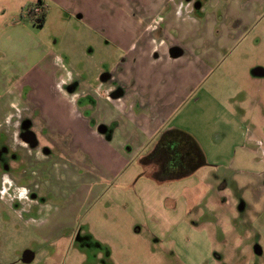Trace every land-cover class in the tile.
Instances as JSON below:
<instances>
[{"label":"rangeland","instance_id":"1","mask_svg":"<svg viewBox=\"0 0 264 264\" xmlns=\"http://www.w3.org/2000/svg\"><path fill=\"white\" fill-rule=\"evenodd\" d=\"M189 1L179 20L167 10L158 11L143 31L131 30L136 39L129 56L113 43L106 31L110 26L101 25L109 0H101L99 27L78 14L63 13L62 19L54 6L43 28L29 25L30 45L14 59L18 72L6 84L4 112L37 122L38 154H31V170L45 198L32 214L21 217L0 203V264H264V76L256 73H264V3L218 0L209 6V0ZM192 1L206 10L201 12ZM131 15L137 18V9ZM155 21V29L147 33ZM145 41L154 53L165 44L189 54L175 63L170 57L156 62L157 56L143 57ZM32 59L39 67L36 72L51 71L50 93H42L30 72ZM63 79L68 82L65 90L84 92L78 107L85 108L84 118L93 126L99 120L147 118L149 108L139 103L128 107L136 96L148 105L156 98L168 102L161 129L192 137L205 165L186 177L156 182L149 177L153 168L141 164L147 154L135 155L122 169L112 167L104 155L92 157L77 139L45 137L39 121L43 111L35 105H63ZM101 80L122 90L120 100L112 98L110 105L92 100L88 89ZM56 82L61 86L55 87ZM8 102L14 103L13 109H7ZM97 104L107 107L87 109ZM52 112L63 120V108ZM132 164L137 174L127 184L131 172L125 171ZM112 170L108 181L105 176ZM145 183L144 197H138L136 190ZM22 192L26 211L32 203ZM0 198L11 202L6 194ZM151 210L159 226L148 216Z\"/></svg>","mask_w":264,"mask_h":264},{"label":"crops","instance_id":"2","mask_svg":"<svg viewBox=\"0 0 264 264\" xmlns=\"http://www.w3.org/2000/svg\"><path fill=\"white\" fill-rule=\"evenodd\" d=\"M39 0H0V125L5 128L8 136H9V144L12 148L25 150L26 145L25 142L18 138L17 133V124H19L20 119L23 117L16 116L11 117L9 114L4 112L5 103L7 102L6 84L8 80L18 72V67H16L14 63V59L17 54L24 50L25 47L30 45V34L27 30L30 28V24L43 28L45 24L50 19L49 9L54 6L58 12L57 16L63 19V13L68 15H76L78 14L80 19H86L92 22V25L95 27L97 25V19L99 16V11L102 9L103 3L101 0H41L42 6L44 7V22L42 25L33 24L30 22H26L23 18H21V14H23L24 10L29 6H34ZM179 1L181 0H109V6L107 7V20L103 16L101 25H109L110 27H106V31L112 35L113 43L116 45H120L125 51H127V55L132 52L133 43L136 38H133L131 30L136 28L137 31H143V25L145 22L149 20V18L156 14L158 11L167 10L168 14L173 16L176 20H179L177 9L179 5ZM259 4L264 3V0H257ZM193 2V1H192ZM218 2V0H209L208 5L213 6ZM191 3V2H190ZM189 3V4H190ZM253 3H255L253 1ZM102 4V5H101ZM193 6L197 9H200L201 12H204L206 9L204 5H198L196 2H193ZM137 9L138 17L135 18L132 15L128 18L127 14ZM86 13L87 16H84ZM106 12H104L105 14ZM91 14V17L89 16ZM134 20H133V19ZM182 18V17H181ZM100 25V26H101ZM34 27V28H35ZM149 31H147L148 33ZM108 33V34H109ZM145 33V32H144ZM143 33V34H144ZM142 34V33H141ZM145 35V34H144ZM139 40L135 42L138 44ZM134 44V45H135ZM150 47V48H149ZM177 47V46H176ZM175 49L179 55L177 57H172L170 55L171 50ZM141 53L143 57L150 56L156 57V62L159 61V58H166L169 60L171 58L172 63L177 62V60L183 59L185 55L189 54V52L183 47L173 48V46L165 47L159 46L157 49V53H154L153 47L150 45L149 41H145L144 45L141 48ZM26 50L24 51V63L27 61L25 57ZM33 66L30 72L34 71V78L37 77L38 84L43 89L44 94L50 93L54 87V78L51 75V71L46 69L45 71H38L36 69L39 68L37 63L32 59ZM23 63V64H24ZM54 65H51V70ZM258 76H264V73H257ZM124 78H127L128 75L122 72ZM111 79L114 77H110ZM105 79V78H104ZM103 79V80H104ZM103 80L97 83L95 89L89 90V95H91L93 99H104L108 105L110 103L115 102L112 101V98L120 100L124 94L123 92H118L112 86H107L103 84ZM8 85V84H7ZM68 85L67 79H63V105H58L55 101L51 103L40 102L35 105L36 109H40L43 111V118L40 121L41 130L40 132H45L44 136L48 138L50 135H63V142L68 137H72L73 139H77V141L82 148V145L89 149V154L92 157H101L104 155L108 161L114 165H118L120 168H124L132 159H135V155L141 156L143 153L148 154L154 147L155 142L158 141L159 136L168 130H172L171 128H167L162 130V125L165 122V115L167 109L170 108L168 102L156 98L151 99L149 102L151 105H148V101H145V98L141 96H136L135 98H131L132 102L128 104L130 109H134L135 104H140L142 109L151 110L147 113V118H139L137 120L132 119H113L110 121H102L99 120L93 126L88 119L84 118V114L82 112L83 109L78 107V100L81 98L84 92L73 91L72 88L69 90H65V86ZM61 83L56 82L55 87H60ZM73 91V92H72ZM101 93L98 96V93ZM108 93V98L105 93ZM122 95V96H121ZM125 95L128 96L127 92ZM168 96H166L167 99ZM106 108L105 104H97L95 107L87 106V109H93L98 107ZM14 103L7 104V109H13ZM58 107L63 108V120L56 118V115L52 112V110L58 109ZM80 112H79V111ZM53 117H47L50 114ZM29 121L32 126L33 132L35 133V129L37 126L36 120H32L29 117H25ZM39 125V124H38ZM35 129H34V127ZM112 127L111 133L109 136L105 137L104 133H106L108 127ZM160 132V133H159ZM36 135V133H35ZM40 135V133L38 134ZM70 139V138H69ZM23 142L24 145L20 144ZM96 142V143H95ZM150 143H154L151 145V148H146ZM88 145V146H85ZM88 154V153H87ZM88 154V155H89ZM122 168V169H123ZM129 169L125 171L127 174V184L133 182L134 177L137 172L133 167V164L128 167ZM153 167H151L152 169ZM117 169V168H116ZM115 169V170H116ZM154 169V168H153ZM113 173L115 171H110L105 177L106 180L111 181L113 179ZM104 185V184H103ZM149 188L152 191L156 192L154 185L149 184ZM148 187L147 183L143 185L140 191L136 190V194L140 197V194L143 193V188ZM152 194H154L152 192ZM142 195V194H141ZM144 197V195H142ZM147 193H145V197ZM147 199V203H151V198ZM151 200V201H150ZM154 211H150V219H152L156 225L159 226L158 219L152 215ZM139 219V218H138Z\"/></svg>","mask_w":264,"mask_h":264},{"label":"flooded vegetation","instance_id":"3","mask_svg":"<svg viewBox=\"0 0 264 264\" xmlns=\"http://www.w3.org/2000/svg\"><path fill=\"white\" fill-rule=\"evenodd\" d=\"M259 72L262 73L260 70L256 71V73ZM19 122L17 136L25 142V150L12 148L5 128L0 125V193L6 194L11 200L10 204H6L0 198V203L8 209L16 211L17 215L21 217L24 212L32 214L35 204H39L40 200L45 197L40 195V191L36 189L33 183L34 171L31 170L34 165L32 159H35L31 154L38 148L39 141L27 119L21 118ZM5 184L8 186L7 188L4 187ZM20 189L23 191L24 200L32 203V205H27L26 211L23 207L26 204L20 202Z\"/></svg>","mask_w":264,"mask_h":264},{"label":"trees","instance_id":"4","mask_svg":"<svg viewBox=\"0 0 264 264\" xmlns=\"http://www.w3.org/2000/svg\"><path fill=\"white\" fill-rule=\"evenodd\" d=\"M34 6L41 7L39 0ZM29 6L25 11L24 20L37 25L44 22L45 10L39 15L32 12ZM143 166L153 167L149 177L156 182L176 180L194 173L205 165V158L198 144L188 134L172 129L163 132L152 149L141 159Z\"/></svg>","mask_w":264,"mask_h":264},{"label":"built area","instance_id":"5","mask_svg":"<svg viewBox=\"0 0 264 264\" xmlns=\"http://www.w3.org/2000/svg\"><path fill=\"white\" fill-rule=\"evenodd\" d=\"M183 2H184V0L180 1L179 5H178V9H177L178 16H182V13H183V7L187 8V7L189 6V3H190V2H187L186 5L184 6V5H183V4H184ZM42 9H44L43 6H41V7L34 6V7H32V12H33L35 15H39V14H40V11H41ZM186 14L188 15V12H186ZM156 23H157V22L155 21L153 24L149 25V26H148V31H151L150 29L153 28V27H154V29H155V27H156ZM154 29H152V30H154Z\"/></svg>","mask_w":264,"mask_h":264},{"label":"water","instance_id":"6","mask_svg":"<svg viewBox=\"0 0 264 264\" xmlns=\"http://www.w3.org/2000/svg\"><path fill=\"white\" fill-rule=\"evenodd\" d=\"M187 1H189V0H187ZM170 55L172 57H177L179 55V53L175 49H173V50H171Z\"/></svg>","mask_w":264,"mask_h":264}]
</instances>
